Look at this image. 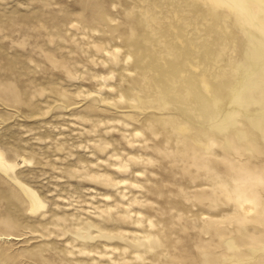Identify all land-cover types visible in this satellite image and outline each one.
<instances>
[{"label": "rangeland", "instance_id": "obj_1", "mask_svg": "<svg viewBox=\"0 0 264 264\" xmlns=\"http://www.w3.org/2000/svg\"><path fill=\"white\" fill-rule=\"evenodd\" d=\"M262 9L0 0V264H264Z\"/></svg>", "mask_w": 264, "mask_h": 264}, {"label": "bare ground", "instance_id": "obj_2", "mask_svg": "<svg viewBox=\"0 0 264 264\" xmlns=\"http://www.w3.org/2000/svg\"><path fill=\"white\" fill-rule=\"evenodd\" d=\"M211 1L214 4H216V6H227L229 9L233 10L238 17L245 19L250 24H254V19L256 18V13H257V11L262 9L261 3L264 0H249L250 3H248V0H211ZM250 6L255 7L254 15H252L249 11ZM261 11L264 13V8ZM258 24H259L258 27L260 29H262V31L264 32V29H263L264 28L263 27L264 26V19H258ZM231 85H232V83H231ZM203 86H204V89L206 90V92L209 91L210 85L207 82L203 81ZM249 86L250 85H249L248 81L245 79L244 84H241L240 86L238 84L233 85V88H232L233 90L231 92L228 90L227 96L231 95L234 97H238L239 95H244V94L246 95V93L248 91L247 89ZM263 123H264V118L260 122V124H263Z\"/></svg>", "mask_w": 264, "mask_h": 264}, {"label": "crops", "instance_id": "obj_3", "mask_svg": "<svg viewBox=\"0 0 264 264\" xmlns=\"http://www.w3.org/2000/svg\"><path fill=\"white\" fill-rule=\"evenodd\" d=\"M263 59H261V67L259 69L254 70V74L253 77H251V79L249 80L247 77H243V79L238 82V85L240 86L241 84H244L245 79L248 81L249 83V87H248V91L246 93V95H248V93L251 91L252 88H258L261 84V82L264 80V55L262 57ZM259 70V71H258ZM264 116L262 118H257L256 122L258 124H260V122L263 120Z\"/></svg>", "mask_w": 264, "mask_h": 264}]
</instances>
